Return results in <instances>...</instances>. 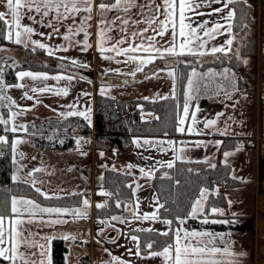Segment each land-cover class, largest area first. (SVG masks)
I'll list each match as a JSON object with an SVG mask.
<instances>
[{
	"label": "crops",
	"instance_id": "crops-1",
	"mask_svg": "<svg viewBox=\"0 0 264 264\" xmlns=\"http://www.w3.org/2000/svg\"><path fill=\"white\" fill-rule=\"evenodd\" d=\"M257 0H247V2L255 5ZM98 4L100 0H95ZM109 2H113V0H109ZM140 3H143V0H139ZM157 2H162V0H157ZM205 6L200 8L199 11L204 13H209L212 11V8L220 7L218 4H212L211 7L207 6V0H204ZM232 7V6H231ZM3 8H0V11H3ZM63 11V9H61ZM134 13L139 12L138 9H132ZM79 15L82 17L86 15V13L81 12ZM117 15H123V13H117L115 10L111 12L105 13V17L107 21L113 20ZM188 16L192 18L193 21H215L220 17L218 15H204L197 17L194 13H188ZM163 19V16L160 17ZM37 19H40L37 16ZM51 19V16L45 17V24L47 21ZM80 18L78 21H80ZM30 20L26 17L22 20V24L26 25ZM100 15L98 11L94 8L92 13V19L88 21V28H90V35L88 39V43L91 45L87 49V51H82V44L79 45H69L64 44L65 42H60L61 35H53L52 36V44H49V39L46 37H42L39 35V39L42 43H45L49 46V48H56L57 46L66 45L68 50L65 51L61 48L58 51V55L66 56L72 60H75L77 66L85 67L88 69L87 73L84 72H74L78 75V77L88 78L89 81H93V90L94 93L96 91H101L109 93L114 96H130L134 94H124L121 92L122 86L125 84V81L121 83L112 82H103L100 84L96 83V71L94 70V76L90 73L89 66H85L83 64H91L92 59H97L100 55L99 52V36L98 33L100 31L99 27ZM67 24V22H65ZM28 26L33 27L36 32L39 34L50 33L52 32L51 28L40 24H28ZM211 23L209 27H211ZM139 28L145 27L144 24H140ZM195 27V24H193ZM137 26H132L128 29V31L136 30ZM105 32V44L106 48H111L112 44L115 42L124 39L126 37V33L121 29L119 23L112 24L108 23V26L104 29ZM151 33H149L150 35ZM199 35L203 36V33H199ZM232 35L236 38V36L232 33ZM170 34H166L164 39L157 37V40L160 41V44L163 45L166 40H170ZM229 36L227 33L224 35H217L215 39L208 40L206 45L207 49H210L213 46H221L225 43L226 39ZM181 38H177V44L180 42ZM136 43H139V39H137ZM127 44L122 45V47H127ZM9 50H7L8 55L16 56L17 58L22 57L24 54V49H26L23 45H10L6 46ZM115 54L113 52H106L105 55ZM18 58V59H19ZM17 59V60H18ZM165 64H159L153 69L150 70L149 75L152 74V80H155L156 75L153 73H158L161 75L163 72H167V69L164 68ZM172 66V65H171ZM195 68L197 73L202 74L203 69L199 65H194L191 67ZM158 69H164L163 71H157ZM211 70V72H210ZM69 70H56L49 71L44 69H36L33 73H43L49 77L54 76H62ZM72 71V70H70ZM217 71L213 68L207 69V76L201 80V77H198V82L196 83L197 78H195L194 84L195 87L192 93V99L189 100V114L188 117L185 118V124L179 125V118H184L183 114V106L178 115V127H184L185 132H180V134H161V135H147V134H134L132 135L131 140L129 141V145L123 150V152L117 153L114 148L113 155H110L104 152L101 148L91 149L89 146L90 142L82 143L81 146L77 147L76 151L79 155V165L73 163L72 161H68L65 166V169L62 171V175L65 174L64 177L54 178L52 182L45 181L43 182L37 175L34 173L33 176H29V173L33 171L32 165H30L29 156L36 155L42 158L40 151L33 145H29L27 138L22 134H15L12 139L13 142L16 140L23 141L15 146V151H13V157L16 161V166L13 171V176H17L18 179L27 180L32 183V180L35 179L37 181L36 187H39L43 192L53 195H60L64 193H72L74 198L73 202H63V203H49L48 207H60V208H83V200L87 199L89 201V207L86 209L87 215L84 218H77L71 214H64L61 216H57L56 214H40L37 213L33 219V223L25 222L21 227L25 230L24 235L27 237L29 234H32L29 242L32 240L35 241L37 245H45L48 251V255L51 258V264L53 263L52 258V240L55 236H62L68 234L75 236L76 239H65L66 244L68 245L67 250V258L70 264H74L77 262L81 253L88 252L91 257V264H119V261L125 262V264H166L162 257H150L149 250L146 252H141V255L137 256L135 253L137 251V242L131 239L132 235L138 236L134 233L133 229L146 228V229H156V230H165L169 226L165 225L161 222L160 219L156 221L152 220H136L133 218L131 213L124 215L119 213L113 214L112 216H120L128 220V224H124L116 221L117 224H113L112 229L115 231H119V240L120 245H123L122 249L123 254L125 256L121 258L119 253L113 251H105L104 254H100V247L94 246L93 243L90 242L91 235V215L94 216V208L97 204H101L106 199L105 195H101L99 193L105 192L104 188L95 187V179L96 174L101 172V169L106 165H117L123 168H126L128 164H133L136 167L131 169L135 176L136 181L134 185V193L132 200L127 203L129 205L128 209L130 211H135L136 214L141 217L145 213H152L155 211V205L160 203V199L151 184L150 176L147 174H142L140 169L152 170V168L161 162H169L173 161L175 158H189V159H206L211 162H226L229 164V173L231 176L235 178H250L251 180L248 182H242L233 184L230 183L227 187L216 188L202 186L199 190V193L194 198L192 204L200 198V193L202 189L207 190L206 195L209 191L215 192L216 190H222L226 196V203L221 206H217L215 208L221 209L222 213H205L204 211L200 212L196 217H191L188 214L183 216L184 223H177L174 227L180 228L181 230L197 231V232H212L215 234H223V239L218 238L215 241L216 246L218 247H226L230 246L231 251H235L237 253H244V255L239 257V264H264V188L256 189L254 186H257V181L255 178L257 175V139L260 134L264 133V119L262 118V113H256V109H252V105L255 101V98H259L264 104V86L261 89V93L256 96H247V94L242 93L239 94L237 92L236 87H229L228 85L234 84L236 80H227V74L221 75L223 73V69H220L221 73H216ZM64 73V74H63ZM213 73L215 75H213ZM138 77V75H137ZM154 77V78H153ZM264 77V73H263ZM25 80L22 81L19 78L18 84H22L23 87H14L13 92L21 97H24L25 92H27L28 96H32L33 99L24 98L21 102H16L15 105L20 109L27 112L28 116L31 119H36L40 117H61L69 112H85L86 107L84 104L85 98L82 97L81 101L76 99L78 94L82 92V88H84L83 81H77L76 86L71 87L70 81L68 79H47V80H32L30 77H24ZM137 79V78H136ZM150 79V81H151ZM92 83V82H91ZM151 83V82H150ZM117 85L118 87L113 88L112 86ZM222 86L223 88H233L231 90V95L236 100L235 106L217 108L216 110H211L210 98H201L195 96V94H199L201 91H210L211 87ZM45 86L48 89H63L67 88V90L71 91V94L67 95H57L54 91H44V92H33L32 89H40ZM73 86V84H72ZM187 86V85H186ZM164 87V88H163ZM173 78H168L165 81L159 80L157 86L154 85V90H150V93H155L156 97L163 96L165 94H170L173 92ZM9 88V87H8ZM81 88V89H78ZM155 88H158V91H155ZM163 88V89H161ZM187 92L188 87L186 88ZM127 91V90H126ZM218 91V90H217ZM68 93V91H67ZM82 94V93H81ZM84 94V93H83ZM56 95L57 98H54ZM90 95V93H89ZM74 96V97H73ZM143 96V95H140ZM70 97H72L70 99ZM95 94H91L90 99H88V107L91 110V107L94 108V98ZM147 97V96H143ZM47 98H52L55 102L51 103L47 100ZM36 101H39L37 103ZM257 103H260L258 102ZM185 102V101H184ZM7 104V103H6ZM68 105H73V107L69 108ZM184 105V103H183ZM248 105H251L249 108ZM11 106L9 107L10 111ZM63 113L64 115H61ZM222 113V115H217ZM2 116L5 118L3 113ZM95 113L89 114V117H95ZM150 112L147 111V115ZM195 114V123L193 122L192 115ZM207 120H216V124L211 128H205L204 123ZM191 127L194 130L192 132H188L187 129ZM245 136H249L252 138V141L255 139L256 144L248 143L247 140H243ZM135 141H139V145L135 143ZM144 141H151V144H145ZM164 141L163 145L158 144L157 142ZM172 141L173 144L169 145L167 142ZM220 143L217 144L216 142ZM246 141V142H244ZM197 142H202L200 146H197ZM255 143V142H254ZM163 148V150H161ZM62 152H67V149L61 150H48L45 152V157L52 156H60ZM103 152L104 155L101 156L100 153ZM231 153L229 156L225 157L224 153ZM23 153V156L20 155ZM56 154V155H54ZM216 155V156H215ZM254 157V158H253ZM113 158V159H112ZM82 163L84 167L89 170V175H85L81 170ZM29 164V165H27ZM252 165L255 169L254 175H249L245 170L247 166ZM87 166V167H86ZM32 169V170H30ZM55 174L59 175L58 172ZM254 179V180H253ZM46 184L45 188L40 184ZM139 185V187H137ZM246 186H253V192H245L243 188ZM27 198V197H26ZM105 198V199H104ZM28 199V198H27ZM32 200V199H31ZM37 200V199H36ZM35 200V201H36ZM40 202L39 200H37ZM75 201V202H74ZM138 202V208H134V204ZM204 205V200L202 201ZM126 204V205H127ZM191 204V206H192ZM47 207V206H44ZM132 208V209H131ZM191 210V208H190ZM189 210V212H190ZM188 212V213H189ZM7 215V214H5ZM110 216V217H112ZM161 219H168L166 216H161ZM96 217V216H95ZM98 218V217H97ZM207 218L210 222L204 223V219ZM22 219L27 221L28 217L24 216ZM56 219L66 220V223H51ZM97 220V219H96ZM106 220V219H105ZM129 220L132 222L130 223ZM169 220V219H168ZM211 221H230V223H212ZM101 227H99L100 229ZM98 229V230H99ZM111 229V228H110ZM114 235L113 231L109 230V236ZM50 237L49 240L45 241L43 237ZM175 234L173 232L172 241H174ZM168 242V243H171ZM164 246V245H163ZM160 248H153L154 251L162 250ZM131 250V251H129ZM20 251H25V246L21 244ZM29 251L39 252V247L34 249H29ZM101 255V256H100ZM113 257L118 258V260H113ZM218 259L228 260L229 257H217ZM0 264H9L7 261H3L0 258Z\"/></svg>",
	"mask_w": 264,
	"mask_h": 264
},
{
	"label": "snow or ice",
	"instance_id": "snow-or-ice-1",
	"mask_svg": "<svg viewBox=\"0 0 264 264\" xmlns=\"http://www.w3.org/2000/svg\"><path fill=\"white\" fill-rule=\"evenodd\" d=\"M236 3H247V0H207V6L211 7L212 4H218L220 7L212 8L209 13H204L199 11L200 8L205 6L204 0H162V2H157V0H143L140 3L139 0H100L97 4L95 0H0V38L12 41L17 45H23L28 48L32 45L31 50L33 52L39 49H47L48 55L52 56L55 51L63 50L67 51L64 46H57L56 48H49L45 43L39 40H33L32 35L35 29L31 26L22 24V20L26 17L28 20L32 21L34 24H40L52 29L50 33L40 32V36L47 35L48 39H51L54 34H60V26L65 20L71 19L72 24L67 26L66 33L63 34V39L72 44H82V51H87L91 45L88 43L89 33L87 31V22L92 19L93 9L95 8L99 15V52L104 59H114V56L105 55L106 52H113L117 56L123 55L127 57L124 63H135L137 67L134 71L128 73L135 77L137 72L143 71V66L152 63L155 59H166L167 57H180V56H204L209 54L215 55L217 53H223L227 55L232 51V44L234 42V36L232 35V21L236 15L235 8L231 7ZM63 9V11H61ZM132 9H138L139 12L134 13ZM115 10L117 13H123V15H117L113 20L107 21L105 13ZM81 12L86 13L77 24L76 16ZM194 13L195 16L200 17L204 15H218L220 18L215 21L203 20V21H193L188 13ZM37 16L40 19H37ZM51 16V19L45 24V17ZM163 16V19L160 17ZM117 24L121 26V29L126 33V37L121 39L114 44L111 48H106L105 44V32L104 29L108 26V23ZM211 23V27L209 24ZM140 24H144L145 27L139 28ZM195 24V27H193ZM132 26H137L136 30L128 31ZM7 28L5 33L4 29ZM84 34L83 41L74 40L73 38L80 33ZM203 33V36L199 33ZM149 33H151L149 35ZM228 34L229 38L226 39L225 43L221 46H213L210 49L206 48L208 40L215 39L217 35ZM166 34H170V40H166L163 45L157 40V37L164 39ZM181 38L180 42L177 44V38ZM139 39V43H136ZM127 44V47H122V45ZM58 59L65 60L66 57H57ZM247 63V61H244ZM6 61L0 58V101H8L10 104H15V101L10 97L4 95L5 89L9 87L8 84L4 82V71ZM120 63V61H117ZM71 64L77 66V61L72 60ZM165 69H167V75L173 78L175 82L176 74L175 70L171 65L165 64ZM164 69H158L157 71H163ZM106 71H119L116 70H106ZM228 69H224L221 75L228 73ZM211 72V70H210ZM18 78L30 77L32 80H47L51 79H68L71 81L74 77L69 75L67 77L54 76L49 77L43 73H33L30 71H19L16 73ZM156 75V73H153ZM202 74L197 73L195 68L192 69L191 75L188 77L187 87L188 93H186V99L183 105L184 118H179V125L185 124V118L189 114V100L192 99L191 92L193 91V85L195 78L200 77ZM208 75V74H203ZM213 75H215L213 73ZM146 79L149 77H145ZM15 87H23L22 84H17ZM235 88V85H232ZM54 91L57 95H67V88L64 89H48L47 86L44 88L36 89L33 88L32 91L44 92V91ZM103 92V89H101ZM225 91V96L227 99H231V95ZM174 92V89H173ZM87 95V93H85ZM24 98L33 99L32 96H28L27 92L24 94ZM167 99V97H164ZM148 99V97H144ZM39 103V101H36ZM71 108L73 105H68ZM21 112H12L11 115L5 119L0 115V125H4L3 131L16 133L17 131L23 130L27 132V125L25 124H15V119ZM61 115H64L61 113ZM68 115H81L85 119L88 116L85 112H69ZM222 115V113L217 114ZM193 122L195 123V114L192 115ZM11 122V123H10ZM216 124V120H207L204 123L205 128H211ZM184 127H178L177 131L185 132ZM194 129L189 127L188 132H192ZM21 140H16L13 142V151H15V146L22 143ZM88 141L77 140V146H81L82 143H87ZM8 143L7 137L0 135V144ZM139 145V141H135ZM145 144H151V141H144ZM160 145L164 144V141L157 142ZM172 145V141L167 142ZM202 142H197V146H200ZM217 144L220 142L217 141ZM163 150V148L161 149ZM231 153H224L225 157L229 156ZM23 156V153H20ZM101 156L104 155L103 152L100 153ZM35 159V157H33ZM166 166L168 168L173 167V161L167 162ZM136 167L133 164H128L126 168L128 170ZM215 167V165H211ZM43 171L42 168L33 169L29 173V176H33L34 173ZM140 172L142 174H147L150 176L151 170H146L141 168ZM14 180L18 179L17 176L12 177ZM37 181L32 180V186L35 187ZM42 183V182H41ZM129 187H132L129 185ZM139 187V185H137ZM36 192L44 196L45 199L52 198L48 193L43 192L39 187L35 188ZM206 189H202L200 193V198H198L191 206V210L188 213L191 217H196L200 212L203 211L202 201L206 199ZM105 196H111V193L101 192L99 193ZM83 208H60V207H41L35 201L31 199L17 198L13 196L11 198L10 209L7 210V215L0 212V258L3 261L9 262V264H51V258L48 255L46 246L41 244L37 245L34 240L29 242L30 237L24 235V229L21 227L25 222L33 223L32 217L37 213L40 214H56L61 216L64 214H71L77 218H84L87 215L86 209L90 206L87 199L83 200ZM122 202L117 201L116 207L120 208ZM105 204H97V208H104ZM134 208H138V202L134 204ZM164 208L162 204L155 205V211L152 213H145L141 217L136 214L133 210L131 215L136 220H161L162 223L169 226L167 230L159 233L162 236H169L170 233L174 232L175 238L171 243L166 242L162 250L154 251L153 242L146 244V249L149 250L150 257L160 256L166 262V264H239V257L244 255V253H237L230 250V246L218 247L215 241L218 238L223 239V234H215L212 232H197L180 228L172 229L171 225L173 220L161 219L158 215L161 209ZM212 213H222L221 209L212 208ZM27 216L28 219H22V217ZM179 220L180 224L185 221L183 218H176ZM112 221H118L120 223H126L125 218L120 216H112ZM66 220L56 219L51 221V223H66ZM204 223H209L210 221L205 218ZM212 223H230V221H211ZM99 223H108L105 220H100ZM103 231V230H101ZM135 231H153V229H135ZM64 239H76L72 235H64ZM45 241L49 240L50 237H43ZM133 241L137 242L136 255H141L140 245L138 237L135 235L131 236ZM23 244L25 246V251H20V246ZM39 247V252L29 251V249H34ZM131 251V250H129ZM217 257H229L228 260L218 259ZM113 260H118V258L113 257ZM119 264H125L123 261H119Z\"/></svg>",
	"mask_w": 264,
	"mask_h": 264
},
{
	"label": "trees",
	"instance_id": "trees-1",
	"mask_svg": "<svg viewBox=\"0 0 264 264\" xmlns=\"http://www.w3.org/2000/svg\"><path fill=\"white\" fill-rule=\"evenodd\" d=\"M236 10V15L232 21V31L234 35H243L244 38L238 51L232 50L227 55L217 53L212 55L210 52L204 56H180L167 57V61L161 59L160 64L172 65L176 78L174 82V92L158 97L142 96H114L109 93L97 91L95 94V120L92 122L81 115H64L61 117H40L27 121V132L20 130L16 133L3 131L4 125H0V135L7 137L8 143L0 144V212L7 214L10 209L11 198L14 193H28L35 197L44 196L36 192L35 187L27 180L13 179V171L16 161L12 152V139L15 134H23L40 150H61L76 145V141L93 142L104 152L113 155L114 150L111 145L126 147L134 134L161 135V134H180L177 131L178 115L186 99L185 83L189 76L190 69L194 65H199L204 71L201 80L204 78L205 68L212 64L214 70L224 69L227 65L230 72L227 73V80H236L235 87L238 93L246 91L249 96L255 92V71L254 65L250 64L249 57L256 54L260 49L264 52V0H261L259 18L252 11L251 3H236L232 5ZM7 28L4 31L6 33ZM9 41L0 38V44H7ZM232 47V46H231ZM32 47L26 48L27 52ZM46 49H40L45 53ZM7 62L4 71V82L7 84L16 82L18 77L16 73L19 68L29 67L35 69H44L49 71L70 70L66 66L55 63H49L42 59L22 58L15 64L9 63L7 59H12V55L0 56ZM159 60V58H157ZM157 59L146 66L153 67ZM169 60V61H168ZM244 61H247L245 63ZM11 64V65H10ZM72 68V67H71ZM227 68V69H228ZM228 69V70H229ZM75 72L87 73L85 67L74 66ZM90 70V69H89ZM112 71H109L110 73ZM107 72L106 76H111ZM207 76V75H206ZM97 77V76H96ZM98 84L105 80L96 78ZM164 97H167L165 99ZM1 110L5 119L9 117V109L6 103L1 105ZM125 106L131 107L129 115L121 112ZM147 111L151 112L147 115ZM75 113V112H74ZM94 137V140L92 139ZM252 139L245 136L243 140ZM246 142V141H244ZM258 161L257 178L260 181L261 188L264 185V133L257 139ZM167 162H161L152 168L150 181L156 190L160 203L164 208L160 210L159 215L169 217L173 220L171 228L179 223L176 218H182L188 214L191 204L199 193L202 186H213L211 176L216 182L227 179L231 183L248 182L250 178H235L229 173V164L226 162H211L206 159L175 158L173 167L168 168ZM215 165V167H211ZM136 181L135 174L117 165L107 166L100 173L95 181L97 187L107 188V193L103 203L104 208L95 206V214L99 218H105L113 212H120L127 215L131 211L126 208V202L133 197V186ZM131 185L132 187H129ZM72 193L57 195L45 201L64 200L70 202ZM121 201V207H116V202ZM226 196L222 190L215 192L209 191L204 199L203 211L211 213L210 210L225 203ZM138 229V228H137ZM146 229V228H139ZM135 231V229H133ZM138 234L139 242L143 249L146 244L153 242V248H160L173 238V232L169 236H162L160 230L153 231H135ZM68 245L62 236H55L52 240V258L54 264H70L67 258ZM75 264H90V253H81Z\"/></svg>",
	"mask_w": 264,
	"mask_h": 264
},
{
	"label": "rangeland",
	"instance_id": "rangeland-1",
	"mask_svg": "<svg viewBox=\"0 0 264 264\" xmlns=\"http://www.w3.org/2000/svg\"><path fill=\"white\" fill-rule=\"evenodd\" d=\"M252 6H253L252 11L259 18V16H260V8H261V0H257L255 2V5H252ZM80 18H82V16L78 14L76 16L77 24H79L80 21H78V20ZM65 22H67V24ZM28 24H34V23L32 21H29L26 25L28 26ZM70 24H72V20L71 19L65 20L63 22V24L60 26V34H54V35H61L62 38H61L60 42H65L64 44H69V45H70V43L67 42V41H65L63 39V34L66 33L67 26L70 25ZM87 31H88V33L90 35V28H88V23H87ZM6 32H7V30H6ZM232 33L234 34L233 31H232ZM44 37L48 38L47 35H45ZM243 38H244L243 35H238L237 38H234V42H233L232 47H231L232 50L238 51V49L240 47V44H241ZM32 39L33 40H39L40 41L39 34L36 32V30H35V32L32 35ZM73 39L74 40L83 41L84 34L81 32L79 35L75 36ZM88 39H89V36H88ZM52 42H53L52 39H49V44L50 45L52 44ZM10 45L13 46V45H15V43L12 42V41H9L7 44H0V56L8 55L7 50H9V49L6 46H10ZM72 45L76 46L75 44H72ZM63 46H64V48H67L66 45H63ZM29 47H32V45H29ZM24 50H26V49H24ZM67 50H68V48H67ZM258 50L259 51L258 52L256 51V54L255 55L248 56L249 57L248 59H249L250 64L254 65V71H255V80H254V83H255V92L252 95H256V96H258L261 93V89L264 86V77H263V73H264V52H261L260 49H258ZM58 51H55L52 56H49L47 49L45 50V53H42L40 51V49L37 48L35 52L32 51L31 53L30 52H27V50H26V52L23 54L22 57H20V58L18 57L19 59L16 56H12L13 57L12 59H10V60L7 59V60H8V64L9 63L15 64L17 61H20V59H22V58H27V59L28 58H33V59L39 58V59L45 60L46 62H49V63H55V64H58V65H61V66L62 65L63 66H66V67L70 68V70H72V68L74 67V65L71 64L72 59H70V58H68L66 56L58 55L57 54ZM109 56H114L115 58L114 59H111V60L104 59L102 57V55L100 54L99 57L97 59H95V61H94V59H92L91 64L85 63L83 65L92 67L90 69L95 70L97 77H100V79L105 80V82H109V80H112V82H116V83H118V81H119V78H118L119 76L118 75H127L128 73L134 71L135 68L137 67V65L135 63H124V61L127 60V57L126 56H123V55L117 56L116 54H112V55H109ZM57 57H66L67 59L61 60V59H58ZM3 61H5V59ZM117 61H120V63H117ZM160 61H161V59H159V60L157 59L156 64L159 65L160 64ZM164 61L166 62L167 61V58L164 59ZM77 63H79V62H77ZM146 65L143 66V71L136 73V75H138L137 79H135V80H132V79L127 80V81H125V84L122 86V89L123 90H121V92H123L124 94H127V95L128 94H134V95L123 96V97H129L130 98L132 96H140V95L147 96V97H156V95H154L155 93H150V90H152V91L154 90V85L157 86L159 80L165 81L166 79L168 80V78H170V79L172 78V77H169L167 75V72H163L161 75H159L158 73H156L155 80H152L151 79L152 78V76H151L152 74L149 75L148 73H150V70L153 69V67H155L157 65L153 64L152 65L153 67H151V68H150V66H146ZM212 66H213L212 64H210L209 66H207L205 68V71H207V69H209V68H212ZM227 68H228L227 65H224V69H227ZM110 69L111 70L118 69L119 71L118 72L117 71H112V72L108 73L109 71H106V70H110ZM34 70H36V69L35 68H29V67H23V68H19L18 72L19 71H30V72H33ZM70 70L67 71L66 74H64V73L63 74L64 75H67V76L71 75V76L74 77L70 81V84H71V87L70 88L76 86L78 80L84 82V88H82V92H80L78 94V96H77L76 99H78V100L81 101V98L82 97L85 98V101H84L85 106L84 107H86V110H85L86 111V115L88 116V119L93 122L95 120V117L94 118L93 117H89L90 116L89 114L95 113V99H94V108L91 107V110H89V107H88V104H87L88 99H90V97H91V94H96V92H97L96 91L94 93V90H93V81L92 80L89 81L88 78H86V77L85 78H82L80 76L78 77V75L73 70L72 71H70ZM216 71H217L216 73H221L220 70H216ZM230 71H231V69H229L228 72H230ZM106 72L109 75H111V76H106L105 75ZM190 75H191V72L189 73V76ZM146 76L149 77V78L146 79L145 78ZM96 78H95V80H96ZM150 79H151V81H150ZM23 80H25V79L22 78V81ZM18 81H19V78H18V80L16 82L9 83V84L7 83L9 85V88H6L5 89V92H4V95L10 97L12 100L15 101V103L16 102H19V101L21 102L24 99V97H21V96L18 97V95L16 96V93L13 92V88L15 87V85L18 84ZM187 81H188V78L186 80L185 87H184L185 94L188 93L187 90H186V88H187V86H186L187 85ZM232 81H234V79ZM197 82H198V78H197L195 84H197ZM72 84H73V86H72ZM195 84L193 85V89L195 87ZM173 85H174V81H173ZM228 86L229 87H232V84H230ZM112 87L113 88H115V87L117 88L118 86L113 84ZM163 88H161V89H163ZM221 88H222V86H220V85H218L216 87H211V90L210 91H205V92L204 91H201L199 94H195V96H198V97H201V98H205V97L206 98L207 97L210 98L211 100H209V101H210V105H211V110H216L217 108L220 109V108H223V107H230V108L234 107L235 106V102L234 101H236V100L231 95V92H232L231 90H233V88H231V89H229V88H223V89H221ZM78 89H81V88H78ZM173 89H174V87H173ZM225 89H227V92L231 95V99H227L226 98L225 91H224ZM155 91H158V88H155ZM237 92H238V89H237ZM85 93H87V95H85ZM89 93H90V95H89ZM192 93H195V92L192 91L191 94ZM244 93L247 94V96L249 94L248 91H246ZM67 94H71V91L68 90V93ZM61 95H63V94H61ZM252 95H250V96H252ZM54 98H57L56 95H54ZM71 98L72 97H70V99ZM47 100L49 102H51V103L55 102V100L52 99V98H47ZM257 101H258V98H255L254 103L251 104L252 105V109L253 110L256 109V113H262L263 112L262 118L264 119V104L261 103L262 101L260 100V98H259V101H258L260 103H257ZM5 103H7L6 104V107L8 109L11 106L10 112H9V116L11 115L12 112H21V110L15 104H10L6 100L5 101H0V104L1 105L5 104ZM251 105H248V107L250 108ZM1 113H3V111L1 110V106H0V115H2ZM94 116H95V114H94ZM30 119L31 118L28 116L27 112H24L23 111L20 115H18L16 117L15 124H17V125H19V124H25L26 125L27 121L30 120ZM154 135H156V134H154ZM28 142L30 143L29 145H32V146L34 145L31 141L28 140ZM89 144L90 145H86V146L87 147L89 146L92 150L97 147L92 142L89 143ZM253 144H256V143H253ZM34 146L37 148L38 151H40V154L42 155V158H40V157H38L36 155H30L29 156V161L30 162H28V163L30 165H32V168L33 169H36V168H42L43 169V171H40V172H36L35 173V174L39 175L38 177L43 182H45L47 180L50 181V182H52L54 180V178L64 177L65 174L62 175V171L65 169V166L68 163V161H72L74 164L76 163L77 166L79 165V162H78L79 155H78V152L76 151V149L78 147L77 144L76 145H73L70 148H66L67 149V152H62V154H60V156H52V157H48V158L44 156L45 155V152L48 151V150H40V149H38V147L36 145H34ZM255 149H257V161H258V147L256 146ZM54 155H56V154H54ZM33 157H35V159H33ZM29 164H27V165H29ZM106 167H107V165L101 169V172L100 173H102L103 170ZM30 170H32V169H30ZM81 170L84 172V174L86 176L89 175V173H90L89 170L84 167V164L83 163H82ZM245 170L248 172L249 175H252V176L255 173V169H254V167H252V165H251V167L248 165ZM55 172H58L59 175L55 174ZM100 173L96 174V179H97V177H98V175ZM245 178L246 177H244V179ZM255 178H257V175H256ZM96 179H95V181H96ZM211 180L213 181V186H215L216 188H219L221 186L224 188V187H227L231 183L227 179H225V180H223L221 182H217L220 185L219 184L216 185L214 183V182H216V180L214 179L213 176H211ZM225 181H226V184L225 185H221V183L222 182H225ZM256 181H257V186L255 185L254 187L256 189H262L260 187L261 184H260V181L258 180V178L256 179ZM238 183H242V182H238ZM40 184L45 188L46 184H43L41 182H40ZM233 184H237V183H233ZM134 185H135V183H134ZM213 186H207V187H213ZM95 187H97V186L95 185ZM222 187H221V189H223ZM35 188H36V186H35ZM101 188H104L105 189V192L107 191V188H105V187H101ZM263 188H264V185H263ZM243 190L245 192H248V193L249 192H253V186H246L245 188H243ZM133 191H134V186H133ZM64 194H68V193H64ZM60 195H62V194H60ZM13 196H15L17 198H24V199H27L28 198V199H32L33 201H35L37 199L40 202H38L37 200L35 202L37 204H39L41 207H44V206H47L48 207L49 203L58 204V203L66 202V199H64V200H55V201H50V200L49 201H45L46 199H43L42 200L40 197H38V196L35 197V196H33L31 194H28V193H14L12 195V197ZM50 196L51 197H56L57 195L50 194ZM70 200L73 202V200H74L73 196L70 197ZM129 202H126V203H129ZM226 202L227 201H225V203ZM125 207L126 208L129 207V205L127 204V205H125ZM119 213L120 212L117 211V212L111 213L109 216H107L105 218H102V217L99 218L98 216H96V214H95V208H94V216L91 215V229H92V231H91V235H90V242L93 243L94 246L100 247V250H99L100 254H104L105 251H113V252L119 253L121 255V258H123L125 256V254H123L124 253L123 250L122 249H119V248H122L123 247V245H120V240H119V238H120L119 233L120 232L113 230L112 227H111V226H113L114 223L117 224V222L116 221H112L110 216H112L113 214L119 215ZM161 216H165V215H161ZM167 218L169 219V217H167ZM100 220H105L108 223H106V224L99 223ZM126 221H128V220H126ZM129 222L131 223L132 221L129 220ZM124 224L126 225V224H128V222H126ZM119 225H121V223ZM99 227H101V228L99 229ZM167 229H165V230H167ZM101 230H103V231H101ZM109 230L110 231H113L114 232V235L109 236ZM165 230H162V231H165ZM133 232L136 233L135 231H133ZM138 240H139V237H138ZM171 241H169V242H171ZM139 245H140V251H142V252L148 251L147 249H143L141 247L140 242H139ZM90 264H91V257H90Z\"/></svg>",
	"mask_w": 264,
	"mask_h": 264
},
{
	"label": "built area",
	"instance_id": "built-area-1",
	"mask_svg": "<svg viewBox=\"0 0 264 264\" xmlns=\"http://www.w3.org/2000/svg\"><path fill=\"white\" fill-rule=\"evenodd\" d=\"M259 50H257V52H258ZM130 111H131V107H129V106H125L124 107V109H123V111H121V112H123V113H125V114H127V115H129V113H130ZM92 139L94 140V137H92ZM256 143V141H255V139L252 141V139H249L248 140V143ZM93 143V142H92ZM129 145V142L127 143V145L126 146H128ZM111 147L112 148H114L115 149V151L117 152V153H120V152H123V150L125 149V147H119V146H117V145H115V144H112L111 145ZM216 185L217 184H219V183H217V182H214ZM226 184V181L225 182H222L221 183V185H225ZM220 185V184H219Z\"/></svg>",
	"mask_w": 264,
	"mask_h": 264
},
{
	"label": "water",
	"instance_id": "water-1",
	"mask_svg": "<svg viewBox=\"0 0 264 264\" xmlns=\"http://www.w3.org/2000/svg\"><path fill=\"white\" fill-rule=\"evenodd\" d=\"M26 52V50H24V53ZM90 73L92 76H94V70L90 69ZM119 77V81L118 82H122V81H127V80H135L137 78V75H135V77L131 76V75H118Z\"/></svg>",
	"mask_w": 264,
	"mask_h": 264
}]
</instances>
